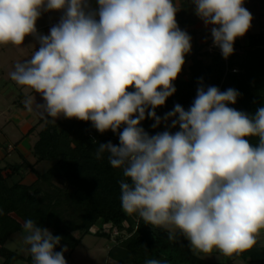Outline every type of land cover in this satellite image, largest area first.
<instances>
[{
  "label": "clouds",
  "instance_id": "1",
  "mask_svg": "<svg viewBox=\"0 0 264 264\" xmlns=\"http://www.w3.org/2000/svg\"><path fill=\"white\" fill-rule=\"evenodd\" d=\"M193 3L205 26L213 25L214 45L227 59L235 40L251 27L244 0ZM98 5V11H86L87 0H0V45L19 48L28 35L40 44L9 74L44 100L36 104L27 96L26 110L32 112L35 103L51 123L62 115L91 121L100 133L126 125L119 146L100 144L95 152L97 159L107 153L110 165L123 169L122 210L164 229L170 241L179 232L194 253L216 249L232 257L250 250L264 230V107L250 117L228 106L237 102L236 90H205L201 84L189 110L177 104L163 118L175 117L171 127L180 130L149 136L139 125L146 112L154 128L162 122L155 109L175 93L173 81L191 37L178 27L173 0H98ZM42 8L66 10L50 35L37 34ZM246 137H257L258 144ZM22 227L33 264H67V248L55 251L61 237L31 219Z\"/></svg>",
  "mask_w": 264,
  "mask_h": 264
},
{
  "label": "trees",
  "instance_id": "2",
  "mask_svg": "<svg viewBox=\"0 0 264 264\" xmlns=\"http://www.w3.org/2000/svg\"><path fill=\"white\" fill-rule=\"evenodd\" d=\"M89 1L93 6L91 11H98V0ZM96 18L99 19L98 15ZM208 44L191 55L187 76H178L173 81L175 93L155 109L162 121L157 127H153L156 122L146 112L139 126L149 136L179 131L178 125L171 127L175 117L167 122L163 118L177 104L189 110L201 84L205 90L209 86H216L221 92L229 88L236 90L237 102L228 106L250 117L264 107V31L248 35L244 42L238 37L227 59L221 51L210 52ZM21 96L24 95L20 93ZM50 120L41 116L38 121L42 127L31 148L33 163L15 148L19 160L0 165V264H16L20 260L33 264L28 251L22 255L5 245L16 233L23 240L22 226L27 219L62 238L55 248L57 252L65 247L75 250L86 234L93 233L114 240L107 256L119 264H145L148 259H158L165 264H217L201 253H194L190 241L179 232L176 240L170 241L164 229L145 224L138 214L128 215L122 210L119 183L127 179L123 169L113 168L107 153L97 159L95 152L100 144L111 142L119 146V133L126 125L116 133L110 129L100 133L91 121L67 119L62 115L55 123ZM246 139L254 146L258 144L257 137ZM42 161L51 165L45 172L38 173L35 166ZM26 164L36 174L30 184L15 179ZM115 228L117 234L113 233ZM28 247L24 244L22 248ZM237 258L243 259L245 264H264V246L257 240L253 248L233 255L230 261Z\"/></svg>",
  "mask_w": 264,
  "mask_h": 264
},
{
  "label": "rangeland",
  "instance_id": "3",
  "mask_svg": "<svg viewBox=\"0 0 264 264\" xmlns=\"http://www.w3.org/2000/svg\"><path fill=\"white\" fill-rule=\"evenodd\" d=\"M88 8L91 5V2L87 0ZM43 10V9H42ZM64 9L62 10H50L42 11L40 17L36 21V27L41 24L44 19L47 23L49 22L48 17L50 16L53 20H61L65 15ZM264 11V1H259V7L252 8L251 14L253 17L259 16V12ZM180 18V17H179ZM256 24H258L256 22ZM255 26V23H252V27ZM182 30V27H179ZM254 31H257V28L253 27ZM45 29H37L38 35H45ZM183 31V30H182ZM24 44L19 48L11 44L0 45V127L4 128L8 133L9 143L14 144L22 136V124L23 129L27 133L36 127L34 131L26 136H29L31 145L34 144V141L37 138V132L41 129L42 124H38V121L41 117L40 109L35 107L36 104H44V100L39 93H35L31 89H26L25 87L18 86L15 82L10 79V72L14 70V65L17 62H23L26 59H29L33 51H38L40 44L37 36L28 35L24 39ZM4 48V49H2ZM196 46L193 44V38L191 37V50L189 53L195 52ZM5 50V52H3ZM4 70L3 72L1 71ZM186 69L184 68V73ZM187 72V71H186ZM16 87V88H14ZM24 93V99L18 98L20 93ZM35 97V103L33 104V111L28 112L27 110L23 111L18 105L19 103L24 104V100L27 96ZM21 100V101H20ZM27 113V114H26ZM27 115L26 117H24ZM171 124V123H169ZM26 133V134H27ZM1 149L4 150L3 145ZM11 157L7 158L8 161H18L19 157L16 152L11 153ZM257 240L259 243L264 246V230H261ZM114 240L106 237H100L93 233L86 234L80 244L76 247L75 250L63 252L64 258L67 261V264H119L117 261L110 259L107 254L109 249L113 246ZM7 247L11 249H17L22 255L27 254V249L22 248L24 246L23 240L18 233L13 235L12 239H9L6 244ZM201 256L216 262L217 264H245L246 262L237 258L233 261H230L232 257L224 256L221 252H217L214 249L211 253L205 254L201 253ZM16 264H27L25 261L20 260Z\"/></svg>",
  "mask_w": 264,
  "mask_h": 264
},
{
  "label": "crops",
  "instance_id": "4",
  "mask_svg": "<svg viewBox=\"0 0 264 264\" xmlns=\"http://www.w3.org/2000/svg\"><path fill=\"white\" fill-rule=\"evenodd\" d=\"M259 1L260 0H244V7L250 12L251 9L259 7ZM264 1V0H261ZM173 3L175 4V6L177 7L178 11L176 13V21L178 24V27H182V30L187 32V34L193 38V44H195L196 46V50L200 47V46H204V49L208 43V38L211 35V28L213 27V25H208L205 26L204 22L202 19H200L196 13H195V4L193 3V0H173ZM92 4L89 6V9L86 11H91L92 10ZM44 11L41 10V12ZM251 13V12H250ZM252 15V14H251ZM180 17V18H179ZM253 17V15H252ZM49 22L47 23L44 19L42 20L41 24L38 25V27H36V29H45V35H50V29L53 26H56L59 24L60 19L59 20H53V18H51L50 16L48 17ZM39 21V20H37ZM256 22L258 24H256ZM252 23H255V28H257V31L252 30ZM264 31V11L263 12H259V16L257 17H253L252 21H251V27L250 29L246 32V34L241 37V41L244 42V40L246 39V37L250 34H254V33H258ZM24 44V43H23ZM4 49V48H2ZM195 50V51H196ZM5 52V50L3 51ZM192 53H187L185 54V63L182 66V70L181 72L178 74V76H187L188 73V66L191 62V55ZM184 68L186 69L185 73H184ZM1 71L3 72L4 70L1 69ZM4 73V72H3ZM16 88V87H14ZM22 93V92H21ZM23 95H25L24 93H22ZM18 98H22L21 100L24 99V96L20 97V94L18 95ZM20 100V101H21ZM21 109H23L22 113L24 111H26V108L24 106H22L21 104L18 105ZM27 114V113H26ZM27 115H25L24 117H26ZM28 117V116H27ZM24 124V123H23ZM22 124V136L20 139H18L17 141H19L17 143V145L15 144H11L9 143L7 145V141L9 140L8 137V133L7 131L4 130V128L0 127V165L1 166H5L6 163L8 162L7 158L11 157V153L16 152L17 150H19L24 156L25 158H27V160L31 163L34 162V158L31 154V148L32 145L30 143V137L26 136L25 134L27 133L26 130L23 129V125ZM16 141V142H17ZM1 145H3V149H1ZM15 148L17 150H15ZM18 155V153H17ZM19 157V156H18ZM51 165L50 162L48 161H42L40 163H38L35 166V170L38 173H43L47 170V168ZM15 179H21L23 183L26 184H30L32 183L35 179H36V174L33 170H31V168L26 164L22 167V173L21 175L15 176Z\"/></svg>",
  "mask_w": 264,
  "mask_h": 264
},
{
  "label": "built area",
  "instance_id": "5",
  "mask_svg": "<svg viewBox=\"0 0 264 264\" xmlns=\"http://www.w3.org/2000/svg\"><path fill=\"white\" fill-rule=\"evenodd\" d=\"M42 9H43V8H42ZM42 9H41V10H42ZM208 42H209V44H208L207 49H208L210 52H213V51H221L220 48H219L218 46H215V45H214L213 37H212V36H210V37L208 38ZM113 233H114V234H117V233H118V229L115 228L114 231H113Z\"/></svg>",
  "mask_w": 264,
  "mask_h": 264
}]
</instances>
